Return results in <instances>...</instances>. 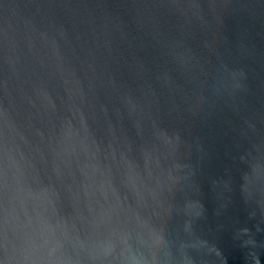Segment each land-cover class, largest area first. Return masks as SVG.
Instances as JSON below:
<instances>
[{
	"label": "water",
	"instance_id": "1",
	"mask_svg": "<svg viewBox=\"0 0 264 264\" xmlns=\"http://www.w3.org/2000/svg\"><path fill=\"white\" fill-rule=\"evenodd\" d=\"M0 264H264V0H0Z\"/></svg>",
	"mask_w": 264,
	"mask_h": 264
}]
</instances>
